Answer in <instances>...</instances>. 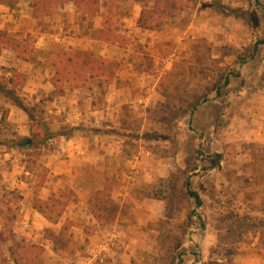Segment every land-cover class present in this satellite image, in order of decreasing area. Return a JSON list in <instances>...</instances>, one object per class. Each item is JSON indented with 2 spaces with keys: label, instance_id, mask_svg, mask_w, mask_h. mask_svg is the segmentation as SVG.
<instances>
[{
  "label": "rangeland",
  "instance_id": "obj_1",
  "mask_svg": "<svg viewBox=\"0 0 264 264\" xmlns=\"http://www.w3.org/2000/svg\"><path fill=\"white\" fill-rule=\"evenodd\" d=\"M116 1L104 13L120 30L108 45L121 61L120 91L94 83L62 103L42 89H3L0 207L9 228L37 245L38 264H264V0H151L153 33L124 21L139 8ZM62 8L52 11L66 28L75 18ZM20 11L17 27L33 26L30 9ZM94 35L75 22L70 43L102 52ZM32 63L16 64L29 68L25 84L40 86L53 67ZM2 76L0 94L10 88ZM75 148L85 153L67 156ZM42 181L67 203L57 223L34 207ZM68 182L78 186L64 190ZM107 199L100 220L80 203L92 212Z\"/></svg>",
  "mask_w": 264,
  "mask_h": 264
},
{
  "label": "crops",
  "instance_id": "obj_2",
  "mask_svg": "<svg viewBox=\"0 0 264 264\" xmlns=\"http://www.w3.org/2000/svg\"><path fill=\"white\" fill-rule=\"evenodd\" d=\"M148 3H152V1L151 0H119V2L118 1L114 2V4L118 5V7L119 6L121 7V5L123 6V4H126V6L127 7L130 6L129 8H131V9L139 8V10L137 12H135L136 13L135 17H132L131 16L132 14L130 13L131 15H129V13H128L127 15H125L123 17V20L124 21H129V20L133 21L134 24H136V27H137V29H139L140 32L143 31V33H145V32L152 31V33H153V30H155L154 28H144L139 23L141 16L144 13V10L151 7V6L150 7L148 6L149 5ZM109 4H110L109 0H100V2H99L100 12H99V14L92 17L91 19L87 18L86 15H83L81 12H79L77 5L72 1L66 2L65 4L61 3L59 5L53 6V8L54 7L55 8L63 7L62 8L63 11H67L66 9H67V7H69L68 10L72 11V14H73L72 16L75 19H74L73 23H71V21H69V20L67 21L70 24L67 27L71 28V29H68L67 27L65 28V25H64V27L62 26L63 25L62 19L57 17L59 13H57L56 16H53L54 14L52 11L50 13H45L44 16L40 19L36 18L33 15L34 14V8L32 6L31 0H19L15 7H10L9 5L3 3V1L1 0L0 7L6 8L7 10H5V11H9V12L3 16V21L0 20V35L5 37L6 40L12 39V40H16L19 42H26L27 40H31L33 42V45H34L33 46L34 50L40 54H39V56H35V52H34V54H31V55L24 57L13 46H11L9 44H5V43H3V45H1V50H0V79L3 78V76H2L3 74L10 76V79L8 82V84H10V88H8L7 86L1 88L2 93L0 94V105L3 104V102H2V101H4L3 98L9 97V95H7V93H9V92L5 91L6 89H9L12 92H17L18 90H20L22 88L24 90L31 89V88L33 90H36V88L42 89L45 91V95H46L48 101L56 102V100H57V101L62 102V103H64V101H67L68 99H70L69 98V92H72V94H73V97L70 100L72 102H77L78 101L77 93H79L80 90H85V89H87L88 91H91L93 89V87H96L95 84L97 85V87L99 89L104 90V94L108 90V88H112L113 86H114L115 90L120 91L122 89L121 88L122 86L120 85L121 81L118 78V75H120V74H118V71H117L118 65H117L116 70H115L114 80L112 82H109V83H106L105 77L95 76L94 78H91L90 81H88L86 84L76 86V85H72L68 80L63 79V77H62L64 70L61 67V59L60 58H61V55H64V54H70V55H74V56L76 54H80V53H82L84 56L86 54H88V55L97 57L98 59H100L101 62L103 61L106 64H113V65L115 63L121 62L118 57L115 58V54H112L111 53L112 50L110 49V47H108V45L116 44L119 41L118 35H115V37H112V38L107 36V32H108V29H107L108 28V17L107 16L108 15H107V13H104V9L106 6L109 7ZM29 9H30L32 17H33V26L32 25H26L25 28L17 27V26H19L18 25L19 18H17L13 12L20 11L21 14L22 13L28 14ZM98 19H101V23H99V26L96 25V21ZM75 22L76 23L78 22L79 24H81V26L84 27L85 29H88L90 33L96 34L94 36H91L90 40L93 43L94 42L100 43L104 47L102 52H96L95 53L92 49L87 50L85 48L77 49L75 46V43H72V42L70 43V41H73V39H71L70 33L72 31V27H73ZM25 23L26 22H24V24ZM7 26L10 29L7 28ZM53 26H56L55 31L52 30ZM115 29H116L115 30L116 34L120 32V30H118L117 27ZM40 38L41 39L45 38L46 40L52 38V39H54L56 44L52 47L44 46V48H39L37 46V43L40 40ZM69 38H70V40H69ZM63 44H65L66 47L62 46ZM69 44H70V46H69ZM7 53H9V54H7ZM6 54L11 55L12 58L10 60H7L5 57ZM34 60L41 63V64H43V63H45L46 65L50 64L53 67L50 69V73L49 74L47 73V76L42 81L40 86H33L31 84V81L30 82L28 81L29 83L25 84V80L29 76V71H28L29 68H22L23 66L19 67L16 64V63L22 62L23 65L24 64L25 65H28V64L31 65V64H33L32 62ZM95 78H97V79L98 78H104L105 81L102 83L101 82L96 83ZM57 84L60 87H58ZM3 89H5V90H3ZM87 101L89 104L94 103V99H91L90 97L88 98ZM11 102L12 101H10L9 99L8 100L6 99V103H8L10 106H12ZM75 149H77L76 152H73L67 156L73 157L75 153H77L78 155H82L85 153V150L83 148H75ZM74 157H76V156H74ZM77 157H79V156H77ZM59 163H61V161H59L58 163L56 161L54 164L55 169H53V168H51V169H52V172L55 173L57 178H58V176L61 177L60 179L58 178L59 180H61V179L63 180L65 178V174L62 173V171H63L62 166H59ZM66 185H71L72 188L74 185H75V187L78 186L77 183L73 184V183L68 182V183H65V188H63L64 190L67 187ZM46 188H48V189L51 188L49 193H51V192L57 193L58 191L59 192L62 191V190L58 189L56 186H54V184L49 183V182H48V184L47 183L44 184V186L41 188V189H43L44 192L48 193L47 191H45ZM38 194H39V191L37 190L35 198ZM84 197L85 196H83V198ZM85 202L80 201L81 204L85 205V207H86L85 209L87 211H89V213L91 215L94 216V214H92V212H90V210H89V208ZM38 213L40 215L42 214L39 211H38ZM102 248L105 249L106 247L104 245H102ZM50 250H53L55 252H59V251H57V248L56 247L54 248L53 246H52V249H50ZM64 253H66V252H64ZM79 258L86 259L82 255L79 256ZM86 260H92V258H87Z\"/></svg>",
  "mask_w": 264,
  "mask_h": 264
},
{
  "label": "trees",
  "instance_id": "obj_3",
  "mask_svg": "<svg viewBox=\"0 0 264 264\" xmlns=\"http://www.w3.org/2000/svg\"><path fill=\"white\" fill-rule=\"evenodd\" d=\"M2 1L10 7H15L19 0ZM69 1L74 2L77 5L78 11L83 15H86L89 19L96 16L100 12V0H31L35 12L34 16L40 19L45 13H50L53 6L59 5L61 3L65 4ZM164 1L167 3L166 6L168 4H172V8L177 7L175 3L172 2L173 0H171V2L170 0ZM156 2L158 3V1ZM149 9L151 8L144 10L139 23L144 28H155L153 24L157 25L158 22L154 23V20L152 19L153 16H151L153 13L147 11ZM168 14H166V17L170 16ZM107 17L109 22V17H112V15ZM107 29V36L111 38L115 37L114 35L116 34L111 31L113 29L110 27ZM3 43L13 46L24 57L34 54L35 52L33 47L34 45L31 40H27L26 42H19L12 39L6 40L5 37L0 35V50ZM87 55L88 54L84 56L82 53L76 54L75 56L70 54L61 55V67L64 70L62 75L63 79L68 80L72 85L76 86L86 84L91 78H94L95 76L105 77L106 83L112 82L114 80V74L116 70L115 64H106L103 61L101 62L100 59L95 56ZM228 82V79H226L224 84L226 85ZM57 86L60 87L58 84ZM46 183L48 184V182L42 181L39 185V194L34 200V207L50 222L57 223L64 213L67 203L61 202V198L57 197L56 193H49L52 187L49 189L46 188L45 190L49 194L44 192L41 188ZM186 185L188 186L189 196L195 199L197 206H201L202 200L199 194L190 188V182H187ZM108 204L109 199L103 203L100 202L92 206L91 211L96 219H104L103 212ZM6 216L7 215L5 214V211L2 210V207H0V221L2 222V226L0 228V264H38L40 260L39 248L37 245L26 243L17 234H15L13 230L9 228Z\"/></svg>",
  "mask_w": 264,
  "mask_h": 264
},
{
  "label": "built area",
  "instance_id": "obj_4",
  "mask_svg": "<svg viewBox=\"0 0 264 264\" xmlns=\"http://www.w3.org/2000/svg\"><path fill=\"white\" fill-rule=\"evenodd\" d=\"M3 117H4V111L2 109H0V124L2 123L3 121ZM50 141L52 142L53 139H50Z\"/></svg>",
  "mask_w": 264,
  "mask_h": 264
},
{
  "label": "water",
  "instance_id": "obj_5",
  "mask_svg": "<svg viewBox=\"0 0 264 264\" xmlns=\"http://www.w3.org/2000/svg\"><path fill=\"white\" fill-rule=\"evenodd\" d=\"M31 142H32V140L28 138V139H26V140L22 143V145H23V146H28V145L31 144Z\"/></svg>",
  "mask_w": 264,
  "mask_h": 264
}]
</instances>
